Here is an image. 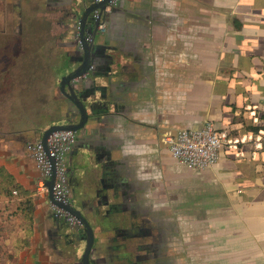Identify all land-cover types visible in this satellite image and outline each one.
Segmentation results:
<instances>
[{"label":"crops","instance_id":"0c3cea01","mask_svg":"<svg viewBox=\"0 0 264 264\" xmlns=\"http://www.w3.org/2000/svg\"><path fill=\"white\" fill-rule=\"evenodd\" d=\"M138 1L148 14L137 54L140 64H148L137 91L148 108L139 120L175 130L211 121L229 140L217 163L205 170L171 157L166 145L154 142L149 151L148 160L167 170L172 190L189 208L180 215L181 261L264 264V0ZM133 80L121 86L135 102ZM129 113L134 153L135 107ZM40 137L30 130L0 133V167L20 189L19 196L12 195L0 181V248L9 254L16 248L19 264H56L45 245L51 201L36 189L39 172L24 146ZM91 171L92 178L96 167ZM27 199L29 220L20 206Z\"/></svg>","mask_w":264,"mask_h":264},{"label":"flooded vegetation","instance_id":"af4514ba","mask_svg":"<svg viewBox=\"0 0 264 264\" xmlns=\"http://www.w3.org/2000/svg\"><path fill=\"white\" fill-rule=\"evenodd\" d=\"M94 3L96 0H0V46L7 41L12 43V37L16 39L13 46L21 40L22 58L30 63L39 59L41 63L37 75L41 86L36 89L42 88L44 73L50 76L49 89L54 88L53 96L47 99V93L45 100L39 97L40 91L33 94L35 110L20 119L23 122L16 130L5 129L0 133L30 130L42 135L53 125H78L81 112L70 97V89L73 90L85 107L86 120L74 131L65 157V178L71 206L92 228L89 263L183 264L185 249L180 215L189 212V208L183 196L172 190L167 170L148 160L154 142L165 147L164 134L175 129L152 128L139 120L148 108L137 97L138 82L148 68V64L143 66L137 58L141 51L139 38L142 35L145 40L148 28L143 21L148 17L146 5L142 1L120 0L111 10L107 6L103 10H90ZM32 4L33 9H29L28 5ZM30 10L36 12L30 16L32 19L39 22L41 17L50 25L51 37L45 41L43 33L40 39L32 34L24 38ZM45 43H51V49H46ZM85 60L88 69L83 76L60 88L62 78ZM55 63L58 68L53 71ZM6 71L8 68H0V72ZM133 79L135 102L131 101L130 89L121 86L125 82L132 84ZM143 90L147 92L146 88ZM49 107L60 115L56 123L41 128L30 125L48 114ZM134 107L135 152L132 153L127 122ZM33 140L25 141L24 146ZM169 155L173 157L170 152ZM93 167L96 173L91 178ZM90 182L94 183L90 187H95L93 195L87 191ZM50 222L45 240L50 260L56 264H84L87 233L82 219L76 217L73 223L50 211Z\"/></svg>","mask_w":264,"mask_h":264},{"label":"built area","instance_id":"2783aa9c","mask_svg":"<svg viewBox=\"0 0 264 264\" xmlns=\"http://www.w3.org/2000/svg\"><path fill=\"white\" fill-rule=\"evenodd\" d=\"M104 0H96L101 3ZM120 0H108L107 9ZM74 131L57 130L46 139L45 145L41 137L25 145V150L33 160L39 172L36 189L48 193L46 182L54 174L53 198L63 206H71L65 178V157L73 142ZM227 132L219 129L211 121L203 123L199 128L177 129L165 133L163 142L170 154L179 162L190 168L205 170L214 166L219 158L220 149L228 142ZM52 212L65 216L68 221L75 222L76 217L65 208L50 204Z\"/></svg>","mask_w":264,"mask_h":264},{"label":"rangeland","instance_id":"374dc122","mask_svg":"<svg viewBox=\"0 0 264 264\" xmlns=\"http://www.w3.org/2000/svg\"><path fill=\"white\" fill-rule=\"evenodd\" d=\"M28 7L29 9H33V4L31 7L28 5ZM35 13L36 12L30 10L27 16L28 20H25L26 24L24 32L26 35L24 38H29L32 34L33 38L40 39L43 33V39L45 41L47 38L51 37L50 25H47L43 19L41 20V17H38L40 24L37 18L32 19L30 16H35ZM1 21L2 16L0 17V23ZM14 39L15 38L12 37V43L11 41H7L0 46V68H8V71L0 72V130L20 127L23 122L20 121V119L35 110V97L33 94H39L40 91L41 96L39 97L44 98V100L46 99L47 93V99L51 98L54 94V88L51 87L49 89L50 76L46 73L43 74L44 79L42 88L36 89V87L41 86V83L37 79V75H39L41 69L40 60L35 59L32 63L28 62L26 59L24 60L22 58L24 53L21 52V48L19 49V46L21 47V40H18L13 46ZM44 47H46V49L50 47L51 49V43H48L47 45L45 43ZM12 50H15V53L11 54ZM52 67L53 71H55L58 68V64L55 63ZM59 68L62 69L61 63ZM59 76H61L60 70ZM21 85L22 87H20ZM30 94L32 95L30 96ZM32 97L34 98V102L33 99H31ZM54 110L56 109L49 107L48 114L41 115L38 121L34 120L30 125H34L36 128H41L47 124L56 123L60 119V115Z\"/></svg>","mask_w":264,"mask_h":264},{"label":"water","instance_id":"95a60500","mask_svg":"<svg viewBox=\"0 0 264 264\" xmlns=\"http://www.w3.org/2000/svg\"><path fill=\"white\" fill-rule=\"evenodd\" d=\"M107 2H108V0H104L101 3L96 2V3L92 4V6L89 9L90 10H95V9L103 10L105 8V6L107 5ZM87 65H88V62L85 60L84 62L81 63V65H79L68 76L63 77L61 82H60V88L63 89V86L65 84H69V82L71 80L83 76V74L88 69ZM70 92H71L70 97L73 98L72 101L74 102V104L77 106V108L81 112V122L78 125H53V126L48 127L46 130L43 131V133L41 135V141L44 143V145H45L47 137L52 132L57 131V130L75 131V130L79 129L80 127H82L85 120H86L85 107L83 106V104L79 100L78 96L75 95L74 91L70 89ZM53 180H54V174H52L50 179L46 182L49 199L51 202L55 203L57 206L65 208L69 213H71L75 217H80L82 219V222H83L84 227H85V231L87 233V243H86V248H85L83 256H82V261L84 264H90L89 263V254H90L91 247L93 244L92 228H91L90 224L85 220V218L77 210H75L72 206H63L62 204H59V203L54 201L53 192H52Z\"/></svg>","mask_w":264,"mask_h":264},{"label":"trees","instance_id":"16d2710c","mask_svg":"<svg viewBox=\"0 0 264 264\" xmlns=\"http://www.w3.org/2000/svg\"><path fill=\"white\" fill-rule=\"evenodd\" d=\"M0 181L4 183V186H8V191L9 193H11L12 195H18L19 196V192H20V189H19V186L18 185H14L13 181H12V177L6 173L5 170H3V168L0 167ZM10 189V190H9ZM0 190H2V188L0 187ZM7 191V192H8ZM15 191V193H14ZM1 192V191H0ZM29 199H27V203L25 201H23L20 206L22 207V212H23V217L25 218H28V220L30 219L31 217V214H29V212H31V206H29ZM25 205V207L23 208V206ZM4 233V230H1L0 228V235H3ZM2 248H0V264H19L17 262V259H16V252H17V249L14 248L12 250V254H9L7 253L6 250H3L1 251Z\"/></svg>","mask_w":264,"mask_h":264}]
</instances>
